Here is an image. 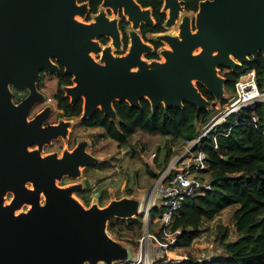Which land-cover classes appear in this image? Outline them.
<instances>
[{"label": "water", "instance_id": "1", "mask_svg": "<svg viewBox=\"0 0 264 264\" xmlns=\"http://www.w3.org/2000/svg\"><path fill=\"white\" fill-rule=\"evenodd\" d=\"M101 6L123 12L135 30L155 24L152 10L136 0H103ZM168 8L170 23L181 9L186 11L182 0H164L163 12ZM87 13L89 4L78 0H0V264L133 261L139 254L119 246L107 227L114 218H137L142 207L138 202L135 208L137 201H120L86 209L71 189L58 187L57 181L80 176L94 159L81 146L61 158L29 152L33 145L41 147L66 136L68 127L45 126L46 113L28 121L34 105L45 99L33 91L16 106L10 87L35 90L43 71L58 74L62 66L74 83L64 88L66 96L72 104L83 100L82 120L98 111L116 119L117 101L134 108L147 99L153 109L186 103L210 109L212 103L197 84L221 102L226 80L217 70L235 71L251 58L257 60L260 54L264 58V0L201 2L193 24L184 18L180 40L166 39L173 49L165 53L166 62L150 66L141 61L150 48L137 34L131 37L127 56L116 58L104 49V64L96 63L90 54L102 51L98 38H111L119 46L120 28L101 12L92 15L95 19L89 24L76 19ZM85 185L90 188L88 180ZM7 193L14 198L5 206ZM40 193L46 197L44 204ZM25 203L32 205L31 210L14 217Z\"/></svg>", "mask_w": 264, "mask_h": 264}, {"label": "trees", "instance_id": "2", "mask_svg": "<svg viewBox=\"0 0 264 264\" xmlns=\"http://www.w3.org/2000/svg\"><path fill=\"white\" fill-rule=\"evenodd\" d=\"M187 12L196 13L199 4L206 0H182ZM142 8H150L155 25H143L141 33L147 36L150 33H162L167 20L163 12L164 0H136ZM79 4L88 3L90 16L99 12L103 0H78ZM90 20V19H89ZM128 23L124 20L120 30L127 38ZM105 41V40H104ZM106 44V41L105 43ZM155 49L161 43L154 42ZM158 59L157 53L150 56ZM226 70V72H224ZM221 75L225 78V94L233 96L237 81L251 71H256L260 90L264 89V58L262 54L257 60L251 58L250 62L237 67L235 71L220 67ZM46 73L42 72V75ZM57 88L52 94L59 115L63 118H78L83 112V100L79 99L72 104L66 96L64 88L73 86V76L66 74L60 66V72L55 75ZM42 81L39 83L40 88ZM201 94L212 103L210 109H199L191 104L183 107L160 105L153 109L150 101L143 99L140 108L132 107L126 101L114 103L116 119L105 116L98 111L93 117L81 121V125L91 129H102L105 135L120 146L126 145L139 131L151 135L171 137L173 145H183L200 136V129L207 124L217 111L216 98L202 84H197ZM17 102L16 104H19ZM224 106L227 99L219 102ZM257 117V122H253ZM216 139L218 148L214 149V134L205 140L203 150L207 154L209 178L213 188L204 195L188 199L175 217L172 232L181 231L174 245L169 251L187 252L200 237L202 225L206 221L214 220L226 209L238 206L234 211V226L238 234L235 242L225 243L226 232H220L219 240L224 246L225 255L217 256L211 260L198 262L196 258L188 256L182 261H170L169 264H264V102H258L254 110L242 109L240 112L227 118L226 123L219 127ZM173 146H167L165 161L160 163L165 167L175 152ZM73 148V147H72ZM91 167V166H89ZM87 167V168H89ZM84 169L85 170H87ZM152 178H156L155 171L149 170ZM91 191L85 189L78 193L85 205H88L87 194ZM161 210L155 208L150 218L155 226ZM134 221L135 219H127ZM142 220V218H141ZM124 219L114 218L109 221L107 230L114 237H122L124 229H133L128 224L125 227L120 223ZM155 222V223H154ZM187 254V253H185ZM167 255L159 257V262L166 260Z\"/></svg>", "mask_w": 264, "mask_h": 264}, {"label": "rangeland", "instance_id": "3", "mask_svg": "<svg viewBox=\"0 0 264 264\" xmlns=\"http://www.w3.org/2000/svg\"><path fill=\"white\" fill-rule=\"evenodd\" d=\"M149 11V10H148ZM103 13L109 21H113L119 26L122 17L119 12H114L109 7H99V13ZM170 9H165L167 20L164 24V31L162 33L149 35L144 38L140 30H135L132 27V23L129 22L127 15L123 16L129 23L127 33L129 36V45L127 48L122 43V32L119 30L121 35V44L119 46L114 45V42L109 38V42L103 45L99 40L96 42L103 46L100 53L91 52V57L96 63L104 64L102 60L103 50L108 49L110 53L116 57H125L128 55L132 46V35L137 34L142 42L150 48L149 53L142 55L141 61L148 64L149 66L153 62L165 63V53L173 52L171 45L166 41L168 37L178 38L180 37V28L185 17H189L191 24L195 19L196 13H190L181 9L178 13L175 22H169ZM151 15V12H149ZM90 19V20H89ZM94 16H90L89 13L83 17H78L79 22L90 23L94 21ZM154 23V21H153ZM155 25V24H154ZM154 42L161 43V47L157 50L158 59L150 58V55L155 53ZM55 63V62H54ZM56 64V63H55ZM136 68L134 71H137ZM46 72V71H45ZM226 72V70L224 71ZM217 74L222 77L220 69L217 70ZM56 73L50 74L48 72L42 75L39 83L42 81L40 88L37 84L35 90L30 89H17L10 87L12 92L13 103H16L27 97L33 91H38L42 94L45 99L40 100L36 103L29 113L28 121L33 120L36 116L46 113L45 126L54 125L59 126L66 124L68 132L66 136L60 137L49 144L44 146L33 145L29 148V152H38L42 157H48L55 155L58 158L63 157L66 154L71 153L74 149L81 146L84 150L93 157L95 164L87 170L81 169V174L78 177L65 176L61 180L57 181L58 187L62 189H71L72 196L79 200V202L86 208H106L114 202L122 201H137L135 202V208L138 202L143 206L147 205L150 200V190L152 189L157 177L163 173L170 166L172 161L176 159L184 150V145L173 146L175 142L171 137H162L158 135H151L144 132H138L134 135L129 142L120 146L111 139H109L102 129H91L81 125L83 113L78 118H63L59 115L62 113L57 110L56 103L52 100V94L57 88ZM74 85V83H73ZM224 99H227L228 103L224 106L220 105L216 101L217 111L213 114L216 115L220 111L226 109L229 104V100L233 96L222 94ZM52 100L49 102V100ZM264 102V101H263ZM213 104H208L212 106ZM202 129H200V132ZM173 146L174 155L170 159L169 163L165 167H161L165 161V153L167 146ZM73 147V148H72ZM161 163V165H160ZM149 170L155 171L157 174L156 178H152L149 174ZM208 179L209 176H206ZM90 182L91 191L87 194L88 205L78 197V193H82L86 189L85 181ZM28 188L34 190L32 185H27ZM99 194V197H96ZM14 198L13 193H7L4 199V205L8 206L12 203ZM46 197L44 194L40 197V204H44ZM160 202V201H159ZM158 202V203H159ZM32 208L31 204H23L20 208L16 209L14 217L27 214ZM142 208V207H141ZM238 206H232L220 215H218L212 221H206L202 225V233L199 238L195 240L191 248L187 250V254L184 252L168 251L167 260L169 261H182L183 259L171 258L169 254L179 253L185 255L186 259L188 256H192L196 259L201 258L203 255L207 260H211L217 256L225 255L224 246L221 245L219 240L220 232H226L227 238L225 243L235 242L238 239V234L235 231L234 226V211ZM151 214V212H150ZM142 218V220H141ZM134 219V218H133ZM158 219V217L156 218ZM120 223L121 226L125 227L130 225L133 229H124L122 237H114L110 235L112 239L122 248L131 249L136 255H140L142 252L143 261L151 263L152 261H158L157 256L160 255V249L157 248V243L153 240L145 239L147 233H157L158 225L155 226L153 221L146 217L145 213L137 215V220ZM155 223V222H154ZM157 223V221H156ZM143 240V241H142ZM142 250V251H141ZM185 260V259H184Z\"/></svg>", "mask_w": 264, "mask_h": 264}, {"label": "built area", "instance_id": "4", "mask_svg": "<svg viewBox=\"0 0 264 264\" xmlns=\"http://www.w3.org/2000/svg\"><path fill=\"white\" fill-rule=\"evenodd\" d=\"M51 101L50 99L49 102ZM263 101L264 89L260 90L259 88L256 71L249 72L237 81L235 93L229 100L228 107L213 115L209 122L201 127L202 131L197 139L186 141L183 144V152L172 161L167 170L157 177L150 190L149 203L141 208V213H145L147 218H149L153 209L158 208L161 210V214L157 219V233H147L146 237L143 238V240L149 239L157 243V248L160 249V255L157 256L158 261H152L151 263L143 261L141 252L133 261H117L113 264L170 263L167 258L163 262H159V257L168 254L169 249L181 234L179 230L175 233L172 232L175 217L188 199L204 195L213 188L210 178H206V176H209L207 172L208 157L203 150L206 138L214 134V149H217L216 139L220 135L217 130L226 123L227 118L242 109L254 110L257 103ZM253 122H257V117H253ZM205 260H207L205 255L197 259L200 263Z\"/></svg>", "mask_w": 264, "mask_h": 264}, {"label": "flooded vegetation", "instance_id": "5", "mask_svg": "<svg viewBox=\"0 0 264 264\" xmlns=\"http://www.w3.org/2000/svg\"><path fill=\"white\" fill-rule=\"evenodd\" d=\"M89 15H91L90 13H89ZM119 15L122 17V19H121V21H120V23H119V28H120V26H121V24H122V22H123V16H124V14H123V12H120L119 13ZM124 20H125V18H124ZM126 21V20H125ZM127 22V21H126ZM128 23V22H127ZM144 24H142V26H143ZM128 26H129V23H128ZM128 26H127V29H128ZM142 26L140 27V31L142 30ZM121 31V30H120ZM122 32V31H121ZM126 34H127V38H128V43H126L125 44V35H124V33L122 32V35H123V37H122V43H123V45H124V47L125 48H127L128 47V45H129V36H128V33H127V31H126ZM142 34V33H141ZM153 34H158V33H150V34H148L147 36H143L144 38H147L149 35H153ZM98 40L103 44V45H106L108 42H109V38H107V37H100V38H98ZM106 41V44H104L105 43V41ZM153 45H154V43H153ZM154 49H155V46H154ZM156 50V49H155ZM157 52V50L155 51V53ZM154 53V54H155ZM147 54V53H146ZM153 55V54H152ZM151 56V55H150ZM19 102V101H18Z\"/></svg>", "mask_w": 264, "mask_h": 264}, {"label": "bare ground", "instance_id": "6", "mask_svg": "<svg viewBox=\"0 0 264 264\" xmlns=\"http://www.w3.org/2000/svg\"><path fill=\"white\" fill-rule=\"evenodd\" d=\"M168 9H170V8H168ZM150 12V11H149ZM76 19H78V17L76 18ZM179 40H180V37H179ZM200 53V52H199ZM195 55H198V53H193V56H195ZM146 98H148V96H146ZM43 193H40V197H41V195H42ZM142 256V255H141ZM169 256L171 257V258H175V259H186V257H185V255H183V254H177V253H170L169 254Z\"/></svg>", "mask_w": 264, "mask_h": 264}, {"label": "crops", "instance_id": "7", "mask_svg": "<svg viewBox=\"0 0 264 264\" xmlns=\"http://www.w3.org/2000/svg\"><path fill=\"white\" fill-rule=\"evenodd\" d=\"M184 254V253H183Z\"/></svg>", "mask_w": 264, "mask_h": 264}]
</instances>
